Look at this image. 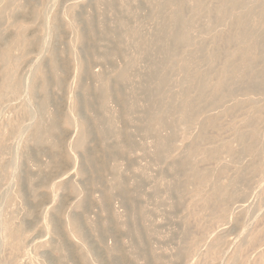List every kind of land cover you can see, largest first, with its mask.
I'll return each instance as SVG.
<instances>
[{
	"label": "rangeland",
	"instance_id": "374dc122",
	"mask_svg": "<svg viewBox=\"0 0 264 264\" xmlns=\"http://www.w3.org/2000/svg\"><path fill=\"white\" fill-rule=\"evenodd\" d=\"M204 1L207 5L210 4L209 6L219 4L218 0ZM23 2H27V0ZM28 3L35 6L38 4L39 15L40 13L42 16L44 15L39 17L41 20H31L27 16H20V14H16L14 19L19 23L22 20L25 26H29L27 33L25 32L27 36H25L30 39L31 34L34 33V36H38L37 44L34 43V48L28 49L27 53H23L24 50L21 47L14 48L16 55L22 53L25 58L28 54L25 61L24 58H21V66L19 65L18 73L16 72L17 78L24 87L14 97L8 95L7 101L3 103L5 105L0 106V140L3 139V145H6L3 148L4 151L0 150L2 159L0 164L5 167V169L2 168L4 172L1 175V178L4 177V179L0 181V187L2 186L0 188V230L2 220L7 218V220L11 219L10 223L15 221L11 225L18 226L19 222L21 227L28 225V231L26 226L22 228L20 239L25 237L26 243H22L24 240H21L19 253H16L17 250L13 252V247H10L11 243L8 240L5 238H3L5 241L2 240L3 233L0 231V264H12V262L13 264H41L42 262L43 264H83L77 258L79 252L82 251L80 243L70 236L71 228L68 229V223L65 221L68 216L71 220L74 219L79 223L86 241L84 246L87 245L88 247H85L88 248L87 250L95 255L98 254L96 255L98 257L95 256L98 264H117L116 261L114 262L118 255L114 250L116 247L120 250V257L122 254L121 258L123 260L126 258V264H147L148 262V264H259L264 253V141L249 142L247 145L250 150L243 154L237 145L238 142H236L234 134L248 130V123L241 120L249 118L248 121L253 123L252 126H255L264 135V103L256 106L248 101L236 108L239 112L234 109L236 113L232 114L231 112L234 110L226 109L230 105L229 102L224 104L226 112L208 109L212 114L219 113L217 118L219 124H217L219 126L217 128L219 129L207 131L208 137H212L208 139V142L207 139L204 141L210 146L208 144V146H204V143L202 146L200 142V148L203 147L204 152L201 157L195 159L197 164L195 162L196 165L194 164L192 168L195 171L196 166L198 168L196 172L208 171L211 176L209 179L205 178L196 182V175L191 173L188 167L182 166L178 160L180 151L185 152L193 143L194 135L187 134L180 125H177L176 128L172 126L175 108L185 104L189 98L173 83V80L177 78L176 68L168 72L169 78L164 90V110L161 109V103L155 101L153 94L159 70L168 60L165 46L170 43V40L162 31V26L166 23L165 18L169 14L170 8H162V11L156 13L152 10L149 0H34L36 4L33 3V0H29ZM189 9L192 8L188 7L186 11L188 12V14L186 13V31L195 43L198 41L197 46L204 42L207 43L204 38L209 39L215 34L220 36L221 33L222 36L230 34V31L226 30V28L231 30L230 25L225 26L229 23L227 14L222 15L219 21L214 22V25L213 23L209 25L204 11ZM232 14H236V11H233ZM46 19L47 22H45ZM51 22L56 23L57 29L50 28L49 30L52 32L47 31L46 35L44 26H48ZM75 26L83 36L85 34L86 37L84 36L83 41L76 39ZM1 28L0 32L2 40H4L1 44L7 45L8 40L13 38V34L12 32V35L8 34L9 30H5V33L4 30L1 31ZM30 32L32 33L29 34ZM90 44H92L91 48L88 46ZM35 45L38 46L35 47ZM226 47L224 46V48ZM226 49H232V46ZM186 50L185 46L178 48L179 52ZM53 51L56 54V60H60L61 63L60 61L59 63L64 64L62 67L65 70L62 75L65 76H62L63 88L61 90H57L53 84L50 86V95L56 98L51 103L50 109H53L54 103V108L58 109L60 106L57 112L61 110L60 113L58 112L59 115L61 114V118L71 116L73 120L76 119L75 121H84L85 119L84 122L91 133L85 145V151L68 150L72 157L62 161L60 165H56L58 168L54 164L53 166L47 164L49 161L47 158H50L52 152L49 153L46 146L41 147V150L32 145L30 137L32 127L30 126L39 118L38 104L41 94L39 95L40 92L37 91L33 99H30L25 90L27 85L39 84L40 80L37 76L39 69L48 70V61L46 60L49 59V55ZM40 53L44 54H41L42 59L39 58ZM45 56H48V59ZM82 60L86 65L89 64L85 71H82V67L81 70H78V61ZM127 60L132 61L128 65V78L123 81L110 78L111 69L123 67L122 65ZM183 61L189 67L190 72L203 65L201 58L193 52L184 54ZM235 65L238 72H244L245 66L241 60L237 59ZM216 67L220 68L221 64ZM66 68L69 72H66ZM100 77L110 78L112 85L121 96V100L113 96L104 110L99 109L93 102L97 98L94 90L101 84ZM233 79L239 80L240 76L235 75ZM242 90L243 87L239 86L235 93L239 97L238 99L242 98L243 101L245 93ZM87 102L95 104L92 106L93 109H91L92 107L86 108ZM261 107L262 109H260ZM23 109L30 113L29 117L25 116L24 112L22 113ZM113 109L120 111L117 112L120 116L118 115L119 118L116 121L110 122V111ZM244 111H246L245 114ZM184 112L186 117L192 114L189 107H185ZM110 124L114 130L107 131ZM11 126L12 128H10ZM61 127H63L61 129V133L63 132L61 145L64 147L63 149H67L76 137L77 126L73 124L70 128L66 126L65 128L61 124ZM5 131L7 132L5 133ZM1 132L4 135L8 134L3 137ZM12 132L13 134H11ZM101 132H104L105 135ZM213 136L216 138L211 139ZM5 137L7 141H4ZM122 142L127 145V151L122 154L123 157L121 154L118 155V164L116 163L118 159L114 160L113 157L107 161L109 156L106 157V151ZM211 146H214V149ZM33 147L39 149V152L42 151L44 155L40 152L41 156L38 155L36 160L34 157L38 152L36 153L35 150H38ZM237 148H239L238 152ZM204 149L210 150L206 153ZM102 152H106L104 157ZM74 155L78 157H74ZM89 155L95 158V163L98 166L102 164V169H106V171L101 169L97 174L94 173L88 160ZM39 163L47 164L45 167L47 169H41V174L44 173L46 179H49L44 186L34 185L38 182L35 174L40 172L37 165ZM116 164L119 168H116ZM79 168L80 170H76L78 172L76 173L75 169ZM17 178L20 179V187L23 192L22 203L6 198L9 185H12ZM34 179L37 181L35 180L33 183ZM63 180L64 182H62ZM65 181L68 184L64 185ZM46 183L49 184L48 187H46ZM53 185L55 186L51 188ZM72 185L79 189L76 196L70 190ZM65 186L68 190L65 189ZM118 187L121 190L125 189L128 204L119 200L122 197ZM6 188L7 191H5ZM198 189L200 191L198 195L192 197L195 195V190ZM244 190L248 194L245 197L241 196ZM38 196L39 198H37ZM78 201L80 202L79 207L75 206ZM27 206L37 208V211L34 210L33 216L28 217L23 213L24 207L27 208ZM222 215L226 218L224 219ZM24 223L26 224L23 225ZM46 224H50L51 228L47 229ZM55 229L57 232H54ZM135 229L139 231L140 237L134 232ZM186 230L187 235H185ZM23 231H25L24 236ZM61 236L62 238H60ZM58 239L65 246L61 251L55 249ZM190 239L196 244L189 245ZM217 240H220L221 243L217 249L218 257L206 251V245L217 242ZM53 241H56V244ZM36 243L42 245L38 246ZM10 250L14 253V257ZM183 250L186 251V254L182 253ZM145 251L148 257L142 259L141 253ZM8 254H11V257ZM11 258L14 261H11ZM123 260L119 264H125Z\"/></svg>",
	"mask_w": 264,
	"mask_h": 264
},
{
	"label": "bare ground",
	"instance_id": "6f19581e",
	"mask_svg": "<svg viewBox=\"0 0 264 264\" xmlns=\"http://www.w3.org/2000/svg\"><path fill=\"white\" fill-rule=\"evenodd\" d=\"M23 1L24 0H0V28L2 27L1 31L2 30H4V31L9 30L10 33H8V34H11V32L13 34V38L10 41L8 40L9 43L8 44L6 43L7 45H2L1 42L4 40H2V33L0 32V106L5 101H7L8 95H12L14 97L15 94H17L20 91V89L22 87H24L21 84L22 82H20V80L16 76V72H17L18 68H20L19 65H20L21 58H24V56L21 52H20L21 53L20 55L14 54V48L15 47H18V48L21 47L22 50H24L23 53H27L26 51L28 49H30L31 47H33L34 43H36V41L38 40V36H34V33L32 35L31 34L32 32H30L29 34H31V37H33V36L34 37L33 38L30 37V39H29V37H27L28 38L27 39L26 38L27 34H25V32L29 29L28 28L29 26L28 27L25 26L22 23L23 22L22 20H21V23L17 22L14 19V16L16 14L17 15L20 14V16L21 15L27 16L31 20L40 19L39 18L40 16L41 17L44 16V15L42 16L41 13L39 15L40 10L38 9L39 7H37L38 4L35 6L32 3L31 4L28 3L29 0H27V2H23ZM149 1L152 5V7H151L152 10L156 13L157 12L159 13L160 10L162 11L163 10L162 8H165V7H166V9H167V7L170 8V12L167 15V17L165 18L166 23L163 24V26H162V28H163L162 31L166 33L168 40H170V43L165 46L166 47L165 50L167 53L168 60L165 63V65L159 70V73L157 75V80L155 82V88H154V93H153L155 95L154 99L159 104L161 103V105H162L161 109H163L164 108V106H163L164 105V99H165L164 90L166 88L167 81L169 78L168 72L171 69L176 68L177 78L175 80H173V83L177 86L178 90H180L183 94L188 95L189 98L187 99L185 104H182L178 108H175L172 126L176 128L177 125H180L182 130H185L187 134L194 135L193 136L194 137L193 143H191V145L188 147V149L185 152L184 151H180L181 153L179 152L180 154L178 155V160L182 166L188 167V170L191 171V173H193L194 175H196V177H195L196 182H198L202 179H205V178L209 179L211 176L210 172L201 171V170L196 172V169H198V168L195 166V168H196L195 171L192 168V167H194V164L196 162L195 159L197 157H201L202 152H204L203 147L200 148V146L201 145L203 146L202 143H204V146L207 145L208 143L206 144V142L204 140L207 139V142H208V139L210 137H212V136L208 137V135H207V133L209 132L208 130L215 131V129L217 127H219V126H217V124H218L217 118H218L219 113L212 114L211 112H209L208 109H212V110L218 109L219 112H226L225 111L226 109L229 111H232V110L238 108L240 106V104L246 103L248 101L256 104V106H258L260 103H264V0H218V3H219L218 5H211V6H209L210 4L207 5V3H205L204 0H149ZM33 3H34V0H33ZM34 4H36V3H34ZM213 4H215V3H213ZM188 7L192 8L193 10L196 9V10H201V12L204 11L205 12L204 15H206V17L210 23L209 25H212V23L214 25V22L219 21V18L222 15L227 14L228 15L227 21H229V23H227V25H225V26H228V24H229L231 27V30H230V28L227 29L225 26L224 27L226 28L227 32L230 31V34H228L226 36L223 35L224 37L222 36V33L220 36L215 34L212 37H210L209 39L204 38L205 39L204 41H206L207 43L204 42L203 44H200V45L198 44V46H197L196 43L198 41L195 43L194 39L191 38V36L186 31V24H187L186 13L188 14V12H186V11L188 10ZM192 9H189V10H192ZM233 11H236V14L233 15L232 14ZM156 15H158V14H156ZM27 17H26V19H28ZM17 18L19 19V16ZM20 19H21V17H20ZM26 19L24 18V20H26ZM149 19H150V17H149ZM43 21H45V20H43ZM47 21L48 20L46 19L45 22H47ZM55 22H56V20H55ZM55 22H51L46 27L43 24L44 28H46L44 30L45 31L44 33H46L47 31H51V30H49L50 28L57 29V25ZM70 23H72V22H70ZM149 23H150V21H149ZM33 25H34V23H33ZM3 26H4V29H3ZM34 26L36 27V25H34ZM69 27H70V25H69ZM72 27H73V25H72ZM76 28H78V27L75 26V29ZM33 29H35V28H33ZM6 31H5V33H6ZM42 32H43V30H42ZM73 32H74V30H73ZM76 32H77L76 33L77 34L76 39L83 41L85 34L83 36L79 30L77 31V29H76ZM74 34H75V32H74ZM46 35H47V33H46ZM55 36H56V34H55ZM58 37H59V35H58ZM5 42H7V41L5 40ZM43 42H45V41H43ZM43 42H42V45H43ZM67 43H68V41H67ZM91 45L92 44H90L88 46H90V48H91ZM37 46L35 45V47H37ZM180 46L187 47V50L183 51V52H179L178 48ZM224 46H227L230 48L232 46V49L227 50L226 49L227 47L224 48ZM70 49H71V47H70ZM17 50H19V49H17ZM40 50H42V49H40ZM91 50H90V52H91ZM88 51H89V49H88ZM38 52H40V51H38ZM42 52H43V50H42ZM45 52H47V51H45ZM190 52L195 53V55L197 57L201 58V60L203 62L202 67L199 69H196L193 72H190L189 67L183 61V55L186 53H190ZM34 53H35V51H34ZM41 54L44 55L43 53H40L39 58L42 56ZM46 55H48V54H46ZM27 56H28V54H26L25 58ZM25 58H24V61H25ZM41 59H42V57H41ZM80 59H83V58H80ZM237 59L241 60V63L244 64V66H245L244 72H238V68L236 69L235 62ZM44 61H45V59H44ZM46 61H48L47 62L48 63V67H47L48 70L45 69L46 70L45 71V70L39 69V72L37 75L38 79L40 80L39 84H37V85L32 84L30 86L27 85V87H25V90H26L28 98H30V99H33V97L37 93V91L40 92L39 95L41 94V97L39 96L41 98V100H39L40 101L39 104L37 103L39 105V108H38L39 109V116H38L39 118L37 121L35 119L36 122H33L34 124L30 126V127H32V130L30 132L32 145H35L39 149H41V147L46 146L49 149V153L52 152L51 156L49 155L50 158H47V159H49L47 164H50L52 166L54 164V166H56V165H60L62 163V161H64L65 159L66 160L69 159L70 155L68 153L69 152L68 150L75 149V150H81L84 152L85 151L84 149H86L85 145L88 142V139H89L91 133H89V127L87 126L86 122H84L85 119H84V121H80V120L75 121L76 119L73 120V118L71 116H67L64 119L61 118V116H60L61 114L60 115L58 114V112L60 113L61 110H59L57 112V110L60 109V106H58L59 104L58 105L55 104L56 106L59 107V108L57 107L58 109L54 108V103H53V109H56V110L50 109L51 103L54 101V99H56V98L52 97V95H50V88H51L50 86H51V84H53V86L57 90H61L63 88L62 76H65V75H62L63 74L62 72H64L63 70H65V69H63V67H62V65H64V64H60L61 61L59 60L60 61V63H59V61L56 60V54L54 53V51L51 52V54L49 55V59ZM83 61L84 60L78 61V64H77L78 70H81V67H82V71H85L86 69H88L87 66L89 64L87 63L88 65H86L85 63H83ZM211 61L214 63H212ZM125 62L126 63L124 65H122L123 67H116V66H115L116 68L113 67V69H111V71H110L109 77L113 78L116 81H123L126 78H128L127 77L128 65L131 64L132 61L127 60ZM218 64H221L220 68L216 67ZM66 70H67V68H66ZM66 72H69V71L67 70ZM75 72H76V69H75ZM34 74H36V73H34ZM77 74H78V71H77ZM235 75H239L240 79L234 80L233 77ZM100 78H101L100 79L101 84L99 87L95 88L96 90H94V91H96L95 97L97 96V98H96V101H93V102L96 103V105L99 109L104 110L106 108L108 102L112 99L113 96L119 100H121V96H120L119 92L112 85L110 78H106V77H104V78L100 77ZM67 84H68V81H67ZM239 86L243 87V90L245 93V95H244L245 99H243V101H242V98H240V100H239L238 99L239 97H237V95L235 93V92H237V88ZM69 89H70V86H69ZM243 90H242V92H243ZM239 94H240V92H239ZM72 96H74V95H72ZM152 99H153V97H152ZM226 102H229L230 105L228 106V108L225 107L226 109H224V104ZM3 105H5V104H3ZM85 106H87L86 108L88 109V107L90 108L92 106H95V104L92 105V103L87 102V104ZM242 106L244 107V105H242ZM185 107L190 108V111L192 112L191 116H189V117L185 116V112H184ZM262 107L260 109H262ZM91 109H93V107ZM117 112H120V111H118V110L115 111L114 109L112 111H110V116H109L110 122L116 121L117 118H119L118 117L119 114H117ZM22 113L28 117L30 115V113L25 111V110L22 111ZM22 113H21V115H22ZM232 113H236L235 110L233 112H231V114ZM245 113H246V111H244V114ZM259 113H260V111H259ZM242 114H243V111H242ZM248 120H249V118H248ZM248 120H246L245 118H242V120H241V121H244L246 124L248 123L247 124L248 130H245L244 132H237L236 134H234V138L236 139V142H238L237 145H239V147L241 148L240 151L243 154L249 152L250 148L247 145L249 142L264 141L263 132L260 133V131H258V129L255 126H252L253 123L249 122ZM252 120H254V119H252ZM61 124H63L64 127L66 126L68 128H70V126H72L73 124H76V126H77L76 137L73 140V142L70 143V145L68 144L69 147L68 148L66 147L67 149H63L64 147H62V145H61V136L63 133V132L61 133V129L63 128V127H61ZM1 125H2V123H1ZM2 127L4 128V126H2ZM10 128H12V126ZM16 128H18V127H16ZM19 129H20V126H19ZM218 129L219 128H217L216 130H218ZM5 130H7V129H5ZM111 130H114V129H113V126L110 124L107 131H111ZM6 132L7 131H5V133ZM1 133H3V132H1ZM7 134H5V135H7ZM11 134H13V132ZM101 134L105 135L104 132H101ZM5 135L3 133V137ZM212 135H215V134L213 133ZM9 136H10V134H9ZM11 137L13 138V136H11ZM17 138H19V137H17ZM215 138L216 137L213 136V138H211V139H215ZM5 140H6V137L4 138V141ZM202 141H204V142H202ZM200 142H201V145H200ZM124 143L125 142L118 143L116 145V147H114L113 149H108L107 151L104 149L107 152V153L105 152L106 157L109 156L107 158L108 160L106 158H104V160L106 159L107 161H109V158L112 159V157H113L114 160L118 159L116 161V163H117L119 161V158H117L118 155L121 154V157H123L122 154L125 153V151H127L126 150L127 145ZM211 143L213 144V142H211ZM4 144H6V143H4ZM214 146L213 147L211 146V147L214 149ZM4 147H6V145L5 146L3 145V139H2V140H0V150L4 151L5 150V149H3ZM36 147H33V148L37 149ZM35 149H33V150H35ZM39 149H37L38 151L35 150L36 153L38 152L37 154H35V157H34L35 159L37 158L38 155H40V152H42V151L39 152ZM237 149H238L237 150V152H238L239 148H237ZM43 150H44V148H43ZM204 150H206V149H204ZM209 150H206V153ZM44 151L46 152V150H44ZM93 151H92V153H93ZM211 151H213V150H211ZM24 152H26V151H24ZM3 153H2V155H3ZM105 153H103V157H104ZM42 155H44L43 152H42ZM45 155H46V153H45ZM71 155H72V153H71ZM83 155H84V153H83ZM47 156H48V153H47ZM32 157H33V155H32ZM74 157H78V156L74 155ZM2 158H3V156H2ZM72 159H74V158H72ZM0 160H2V159L0 158ZM88 160L91 164V168L93 169L94 173L97 174V172H99V170L102 169L103 165L100 164V166H98L95 163V158L92 157L91 155L88 156ZM123 160H124V158H123ZM72 161H74V160H72ZM203 162H204V160H203ZM86 163H87V161H86ZM111 163H112V161H111ZM122 163H123V161H122ZM39 164H37V165H38V169L40 172L38 171L39 173L35 174L38 182H37V184H34V185L44 186L45 182L49 179H46V175L44 173H42L43 175L41 174V171H42L41 169H44V170L47 169V168H45L47 166V164L46 165L43 164L44 166L42 165V163H39ZM66 164H67V162H66ZM117 164H116V168H119V167H117ZM196 164H197V162H196ZM3 167L0 164V181L2 179L1 175L4 172V171H2ZM111 167H109L110 170H112ZM56 168H58V167L56 166ZM74 168H75V166H74ZM3 169H5V167ZM76 170H80V168L75 169V172H76ZM102 170L106 171V169H102ZM117 171H119V170H117ZM76 173H78V172H76ZM76 173H74V174H76ZM98 175H99V173H98ZM100 176H101V174H100ZM3 179H4V177H3ZM62 179H65V178H62ZM35 180L36 179L33 180V183L35 182ZM61 180H59V181H61ZM66 181H65L64 185L68 184V183H66ZM6 182L7 181L5 180V183ZM62 182H64V180ZM210 184L215 186V184H213L211 182H210ZM0 185H1V183H0ZM20 185H21L20 179H18V178L15 179L14 182L12 183V185H9L8 191H7V188L5 190V191H7L6 198L12 199L16 202L19 201L20 203H22V201L24 200V197H23V194H22L23 192L21 191ZM48 185L49 184H47V186L46 185L45 186L48 187ZM55 185H57V184H55ZM55 185L51 186V188H53ZM4 186H5V184H4ZM5 187H7V185ZM30 188H32V187H30ZM45 189H48V188H45ZM65 189L68 190V188H66V186H65ZM38 190H39V188H38ZM70 190H71L72 194L74 193L75 196H76V194L79 193L78 187H75L74 185L71 186ZM119 190H121V189L119 188ZM39 191H41V190H39ZM34 192H35V190H34ZM34 192H33V194H34ZM199 192H200L199 189L195 190V192H194L195 195H192V197L193 196L196 197ZM109 194L111 195V193H109ZM246 194H247V192H246V190H244L241 193V196L245 197ZM30 197H32V196H30ZM80 197L82 198L81 195H80ZM110 197H112V196H110ZM118 197H119V193H118ZM121 197H122V199L119 198V200H122V202L124 204L129 203V202L127 203L128 199L126 200L127 195L125 193V189L121 190ZM37 198H39V196ZM37 198H35V199H37ZM42 200H43V198H42ZM101 200H102V198H101ZM37 201H36V203H37ZM22 206H23V204H22ZM75 206L79 207L80 202L79 201L76 202ZM81 206H83V205H81ZM25 207H24L23 213L25 214V216L27 215L28 217L31 215L33 216L34 210L37 209L35 207H30V206L29 207L27 206V208H25ZM22 210H23V208H22ZM222 217H223V215H222ZM222 217H221V219L224 218V217L223 218ZM18 218H19V216H18ZM30 218H33V217H30ZM34 218H35V216H34ZM225 218H226V216H225ZM15 219L16 218L14 217V220ZM10 220L9 219L7 220V218H6V220L4 218V221L2 220V223H1L2 227H1L0 231H2L3 237H1V238H2V240L5 241V239H6V240H8V242L11 243L10 247H13V252H14V250H17L18 252L16 251V253H19L21 244L26 243L24 240V239H26L25 237H24V239H22L23 237L20 239V236H21V233L23 230L22 228L26 226L25 225L26 223L23 224L25 226L22 225L23 227H21V225H19L20 222L18 224L16 221L18 226L16 224L11 225V223L14 224L15 221L13 220L14 222L10 223ZM65 221H67V223H68V229H69V227L71 228L70 236L72 238H74L75 240L79 241L78 243H80V246H81L82 251L79 252V254L77 255V258L80 261H82L83 264H98L99 263V262L97 263L98 260L95 259V256L98 254L95 255L93 252H90L89 250H87L88 248L87 249L85 248L87 245L84 246L86 244V241L84 240L85 237H84V234L82 233V229L80 228L79 223H77L74 219L71 220L70 216H68V219ZM47 222H49V221H47ZM219 222H220V220H219ZM221 223H223V222H221ZM226 223H227V221H226ZM46 225L48 226L47 229L51 228L50 224H49L50 226L48 224H46ZM27 226H26V230H27ZM45 226L43 227L44 230H45ZM55 227H56V225L54 226V228ZM72 229H73V232H72ZM189 229H190V227H189ZM24 230H25V228H24ZM23 232H24L23 233V236H24L25 231H23ZM54 232H57V229H55ZM134 232L136 233L137 236L140 237V233L137 229H135ZM49 233H51V232L49 231ZM47 234H48V232H47ZM185 235H187V230L185 231ZM57 236L59 237L60 235H57ZM106 236L108 237V235H106ZM183 236H184V232H183ZM3 238H5V239H3ZM60 238H62V236ZM186 239H184V240H186ZM21 240H24V241L21 243ZM100 240H101V237H100ZM190 240H191V242L189 245H193L194 242L192 241V239H190ZM43 242H45V241H43ZM185 242L186 241H184V243ZM7 243H6V245H8ZM38 243H40V242H38ZM195 244L196 243H194V245ZM220 244H221L220 240H217V242H214V243H209L208 245H206L207 247L205 246L206 251L211 253L212 255L218 257L217 256L218 255L217 249H218ZM36 245H38V244L36 243ZM41 245L39 244L38 246H41ZM50 245H51V242H50ZM189 245L187 244V246H189ZM8 248H9V246H8ZM63 248H65V246H63L62 241L58 239V244H56L55 249L61 251V250H63ZM113 249H114V246H113ZM114 250L118 254L115 257L116 259H114V262L116 261L115 263L119 264L120 261L123 260V258H121L122 254L120 257V255H119L120 250H118V247H116ZM185 250H188V249H185ZM185 250L182 251L183 254H186ZM64 251H65V249H64ZM64 251H63V253H64ZM13 252L11 251V253H13ZM8 255L10 256L11 254H8ZM17 256H18V254H17ZM13 257H14V253H13ZM96 257H98V256H96ZM147 257H148V255H147L146 251L141 253L142 259L143 258L146 259ZM10 260L14 261L12 258ZM124 261L126 264V258H125V260H123V262ZM146 261L148 262V260H146ZM35 262H36V260H35ZM12 264H13V262H12ZM41 264H43V262ZM259 264H264V253L262 254V256L259 260Z\"/></svg>",
	"mask_w": 264,
	"mask_h": 264
}]
</instances>
